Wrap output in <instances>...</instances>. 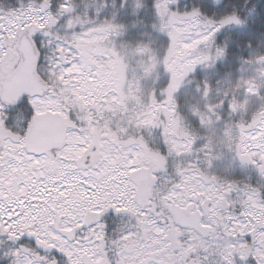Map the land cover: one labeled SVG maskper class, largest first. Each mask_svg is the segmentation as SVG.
Returning a JSON list of instances; mask_svg holds the SVG:
<instances>
[{
  "label": "snow or ice",
  "instance_id": "1",
  "mask_svg": "<svg viewBox=\"0 0 264 264\" xmlns=\"http://www.w3.org/2000/svg\"><path fill=\"white\" fill-rule=\"evenodd\" d=\"M0 264H264V0H0Z\"/></svg>",
  "mask_w": 264,
  "mask_h": 264
}]
</instances>
